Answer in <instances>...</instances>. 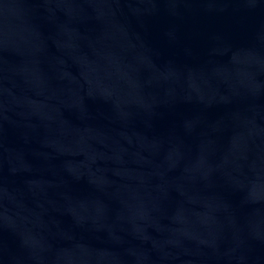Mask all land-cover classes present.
Returning <instances> with one entry per match:
<instances>
[{"label": "water", "instance_id": "1", "mask_svg": "<svg viewBox=\"0 0 264 264\" xmlns=\"http://www.w3.org/2000/svg\"><path fill=\"white\" fill-rule=\"evenodd\" d=\"M0 264H264V0H0Z\"/></svg>", "mask_w": 264, "mask_h": 264}]
</instances>
